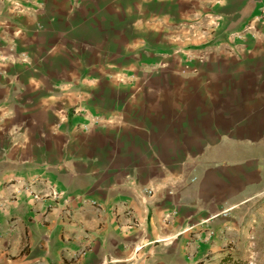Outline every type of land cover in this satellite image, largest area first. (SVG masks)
I'll use <instances>...</instances> for the list:
<instances>
[{
	"label": "crops",
	"instance_id": "0c3cea01",
	"mask_svg": "<svg viewBox=\"0 0 264 264\" xmlns=\"http://www.w3.org/2000/svg\"><path fill=\"white\" fill-rule=\"evenodd\" d=\"M22 1L0 264H264V0Z\"/></svg>",
	"mask_w": 264,
	"mask_h": 264
},
{
	"label": "built area",
	"instance_id": "2783aa9c",
	"mask_svg": "<svg viewBox=\"0 0 264 264\" xmlns=\"http://www.w3.org/2000/svg\"><path fill=\"white\" fill-rule=\"evenodd\" d=\"M8 1L11 2L14 5L15 13L17 15H20V14H22L25 11V4L23 3L22 0H8ZM184 55L186 57H191L192 56L190 54H184ZM203 58H205V57H203ZM96 123H99V121L98 122L96 121ZM149 195L152 196V191H149ZM35 198L38 199V197H35Z\"/></svg>",
	"mask_w": 264,
	"mask_h": 264
}]
</instances>
